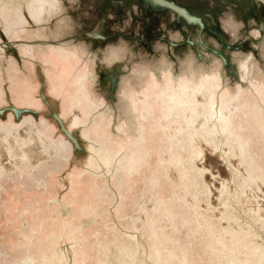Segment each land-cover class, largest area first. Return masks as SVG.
<instances>
[{
  "label": "crops",
  "instance_id": "crops-1",
  "mask_svg": "<svg viewBox=\"0 0 264 264\" xmlns=\"http://www.w3.org/2000/svg\"><path fill=\"white\" fill-rule=\"evenodd\" d=\"M159 1L172 7L170 1ZM103 4L106 19L100 33L97 34L100 23L74 34L63 28L54 36L62 39L79 35L75 44H48L47 39L45 44L24 47L27 67L22 73L26 85L23 88L17 85L19 91L13 96L22 106H17V102L11 105L22 113L18 115L10 106L8 121L0 120V130L18 131L21 143L29 140L28 147L32 149L38 142L39 153L47 161H41L36 170L31 160L34 171H30L24 183L25 203L20 202L17 184L9 183L1 194L0 208L14 218V228L46 229L45 235L33 239L34 242L41 238L43 250L69 241L76 264H94L86 243L93 233L100 237L101 228L106 227L115 228L118 252L123 249L134 261L128 264H147L140 259V253L150 257L154 264H163L165 244L199 242L196 238L201 236V227L203 240H199L210 242L206 237H210L212 209L189 202L196 195V176L195 172H181L180 165L195 164L197 139L214 143L217 149L215 138L226 136L228 88L221 87L219 73H203L198 82L179 75L177 64L163 56V34L151 28H139L135 33L114 28L111 26L114 16L108 11L115 1L104 0ZM174 5L179 14L195 18ZM169 43L173 51L177 43L172 39ZM37 58L46 67L40 70L44 86L39 96L46 103L45 109L36 108ZM13 81L14 85L19 82ZM200 107L204 108L203 113ZM199 117L203 122L197 126ZM161 129L166 134L156 136ZM168 130L172 133L167 134ZM35 135L37 142L33 140ZM1 136L3 142L8 140L4 133ZM223 145L226 147V142ZM34 151L36 148L27 152L26 161L34 159ZM173 167L180 176L169 194L167 173ZM36 171L43 185L37 196L33 183ZM210 190L207 194L212 195V187ZM185 196L188 201L180 202V197ZM6 197H10V204H6ZM50 199L67 203L74 211L73 216L60 214V206L51 204ZM128 205L134 213L127 212ZM162 219L170 223L173 231H167ZM181 228H186V240L180 239ZM66 229L69 235L64 234ZM121 235L127 237L123 243ZM98 260V264H108L103 258Z\"/></svg>",
  "mask_w": 264,
  "mask_h": 264
},
{
  "label": "rangeland",
  "instance_id": "rangeland-1",
  "mask_svg": "<svg viewBox=\"0 0 264 264\" xmlns=\"http://www.w3.org/2000/svg\"><path fill=\"white\" fill-rule=\"evenodd\" d=\"M103 1L0 0V120L4 123L8 121L9 108L13 102H17L14 98L19 91L17 87L23 88L26 85L23 83L22 73L27 67L23 50L26 44H45L47 39L48 44H75L79 35L64 36L62 39L54 36V33L63 28L74 34L79 33V29L86 31L100 23L97 34L100 33L106 19ZM112 1L115 4L108 11L114 16L112 27L131 29L133 33L139 28L157 29L164 37L163 56L177 64L179 75L198 82L203 73H219L221 87L228 88L226 136L215 138L219 144L217 149L214 143L197 139L195 164L180 165L181 172H195L196 176V195L191 196L193 201L190 199L189 202L212 209L210 237H206L210 242L200 241L203 240L204 230L201 227L202 237L196 238L199 242L165 244L163 264H264V0H167L183 8L177 7L179 11L185 9L188 15H193V20L179 14L170 3L168 4L172 7L159 0ZM171 39L177 43L173 51L169 43ZM41 68L46 70L37 58L34 85L37 109H45L46 106L44 99L39 98L44 86ZM162 77V84L165 85V78ZM15 79L19 81L16 85L13 81ZM205 96L206 101L208 94ZM17 106L22 104L17 102ZM199 111L203 113L204 108L200 107ZM202 122L203 118L199 117L196 125L199 126ZM17 132L0 130V134L4 133L8 139L3 142L2 136L0 137V207L1 194L9 183L17 184L18 188L15 189L18 197L22 198L20 202L25 203L27 190H24V183L30 177V171H34L33 167L36 170L39 167L38 164L33 166L32 158L29 159L31 163L26 161V154L31 150L27 143L29 140L21 143ZM170 133L172 131L168 130L167 134ZM165 134L166 131L162 129L155 133L158 137ZM25 135L27 139V132ZM33 140L37 142L36 135ZM225 142L226 147L223 145ZM239 144L240 156L237 148ZM200 145L206 155L200 152ZM43 150L47 152L45 147ZM184 154L186 156L187 153ZM156 158L154 155L153 161ZM204 158L208 162L203 161ZM203 164L209 166L205 168ZM37 174L36 171L35 176ZM146 174L150 175L151 171L147 170ZM167 175V191L171 194L172 184H175L180 175L174 167L168 169ZM219 176L223 177L220 179ZM223 178L228 180L225 181L227 189L220 195L215 184L220 185L219 181L223 182ZM215 179H219V183ZM33 183L37 196L43 185L39 183L37 176ZM211 187L213 193L209 195L207 192L211 191ZM20 194L22 195L19 196ZM102 198L107 200L108 197ZM58 200L60 199H50V203L59 205ZM187 201V196L180 197V202ZM145 202L149 204L147 198ZM43 207L48 208L47 204ZM147 207L150 210L151 206ZM126 209L127 212L134 213L130 205ZM60 214H63L62 211ZM12 219L14 218L6 215L0 208V264H27L23 261L29 256L34 258L32 264H76L73 244L68 243L69 241L52 245L50 250H43L45 245L41 238H36L34 242L33 239L45 235L46 229L14 228ZM128 221L121 220L123 223ZM161 223L167 225V231H173L167 220L162 219ZM101 229L103 233L100 237L93 233L86 243L91 250L90 261L98 264V259L103 258L108 264L133 263L123 249L118 252L115 228ZM96 230L93 229V232ZM181 230L180 239L186 240V228ZM64 234L70 233L66 229ZM126 239L124 235L120 236L122 243ZM140 259L147 264H154L150 257L142 253Z\"/></svg>",
  "mask_w": 264,
  "mask_h": 264
},
{
  "label": "bare ground",
  "instance_id": "bare-ground-1",
  "mask_svg": "<svg viewBox=\"0 0 264 264\" xmlns=\"http://www.w3.org/2000/svg\"><path fill=\"white\" fill-rule=\"evenodd\" d=\"M172 6H175L174 5V3H170ZM181 12L183 13L184 12V10L182 11L181 10ZM11 109H13V110H15V112L17 113V114H20L22 111H20L19 109H17L16 107H14V106H11ZM35 146V147H34ZM33 147V149L31 148V150H34L35 148H36V151H34V153H32V154H36L35 156L33 155V157H34V165H37V164H39L41 161H44L46 158V156H44V155H40V150H39V148H40V145H39V143L37 142L36 143V145H34ZM239 147H237L238 148V152H239V156L241 155V145L239 144L238 145ZM201 147V146H200ZM31 150H30V152H31ZM202 151V152H201ZM33 152V151H32ZM36 152V153H35ZM40 152V153H39ZM200 152L201 153H203L204 152V154H205V150L201 147L200 148ZM31 154V155H32ZM206 155V154H205ZM204 155V156H205ZM209 156V155H208ZM207 156V157H208ZM217 156V155H216ZM203 159V158H202ZM215 160V159H214ZM203 161H205V162H208V160L207 159H205L204 158V160ZM205 162H203L204 164H205ZM203 164V166L205 167V168H207V166H209V165H204ZM207 164V163H206ZM211 164H213V163H211ZM222 164V163H221ZM214 165V164H213ZM214 167V166H213ZM223 167V166H222ZM209 168V167H208ZM251 171H252V169H251ZM208 173L210 172L209 171V169H208V171H207ZM215 172V171H214ZM213 172V173H214ZM262 172L264 173V167H263V170H262ZM219 173V172H218ZM227 173V172H226ZM210 174H212V173H210ZM215 176H217V175H215ZM207 177V176H206ZM220 177V176H219ZM223 177V176H222ZM222 177H220V179L222 178ZM210 178V177H209ZM218 178V177H217ZM211 179V178H210ZM219 180V179H218ZM218 180H216L215 179V181H217L218 182ZM213 181V180H212ZM225 181H228V180H226V178H225V180H224V178H223V182H221V181H219L218 183L220 184V185H216L215 184V187H216V189H217V191L219 192V194L221 195V192H224L226 189H227V183L225 182ZM262 186H264V182H262ZM214 188V187H213ZM215 190V189H214ZM217 192V193H218ZM216 193V192H215ZM216 197V196H215ZM6 204H9L10 203V197L8 198V197H6ZM58 203H59V206H60V208H61V211H62V213H63V215L64 216H73V214H74V211L72 210V208H70L68 205H67V203H65L64 201H62V200H58ZM264 203V202H263ZM264 205V204H263ZM262 205V206H263ZM33 232H36V230H34ZM5 238H7V235H5ZM24 263H27V264H32L33 262H34V258H32L31 256H29L28 258H26L24 261H23Z\"/></svg>",
  "mask_w": 264,
  "mask_h": 264
}]
</instances>
